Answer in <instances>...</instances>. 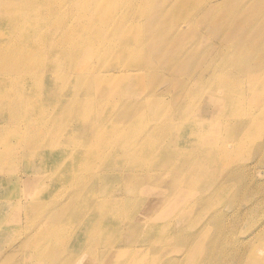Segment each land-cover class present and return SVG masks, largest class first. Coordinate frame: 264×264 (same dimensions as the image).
Segmentation results:
<instances>
[{"label": "bare ground", "instance_id": "obj_1", "mask_svg": "<svg viewBox=\"0 0 264 264\" xmlns=\"http://www.w3.org/2000/svg\"><path fill=\"white\" fill-rule=\"evenodd\" d=\"M251 6L263 11L249 12ZM169 11L180 27H171ZM201 30L212 39L197 50L186 37ZM222 53L223 65L230 55L233 69L218 78L221 68H211ZM99 60L103 67L96 70ZM73 80L95 90L65 97ZM188 86L195 87L185 99L190 112L196 110L191 102L209 92L220 103L207 127L192 118L179 123L184 107L182 116L170 114L178 107L168 101ZM229 129L231 141L225 140ZM219 132V143L201 141ZM235 137L247 145L264 142V0H0V226L10 232V221L29 225L24 232L16 226L17 239L0 249V264L7 257L14 264H87L90 252L101 253L91 264H225L226 254L212 262L203 252L213 240L211 220L220 214L203 206L211 196L188 194L174 203V195L202 184L215 154L226 157L225 166L242 160L233 153ZM185 161L197 163L180 177ZM231 166L211 198L229 195L224 182L246 175L241 163ZM7 201L12 205L1 213ZM131 210L140 211L135 226L127 224L135 218L128 217ZM249 217L245 228L229 229L226 245L236 254L246 251L245 240L264 235V225L252 231ZM163 226L174 234L161 236ZM141 232L151 245L136 249ZM172 241H179V253L166 245ZM132 242L136 248L124 259ZM244 264H264V236Z\"/></svg>", "mask_w": 264, "mask_h": 264}, {"label": "rangeland", "instance_id": "obj_2", "mask_svg": "<svg viewBox=\"0 0 264 264\" xmlns=\"http://www.w3.org/2000/svg\"><path fill=\"white\" fill-rule=\"evenodd\" d=\"M152 0H148V2L150 3ZM152 10H156L159 7L157 6V3H153L152 4ZM194 9L193 4L192 5H188L187 8L185 9V11L183 12V14L181 15V18L186 17L192 10ZM255 9H259L261 11H263L262 7H258V8H253V6L247 8V10H249V12H253ZM224 14H220L218 16V18H222L224 17ZM168 22L170 23L171 27L173 29L180 27L178 20L176 17H173L171 11L168 12ZM149 19V18H148ZM147 19V20H148ZM146 20V21H147ZM131 23V25H133V20L129 21ZM180 22V21H179ZM201 27L203 26V22L200 19L199 21ZM126 25V23H124ZM146 24V23H145ZM209 29L213 30L215 35L218 37L219 35H221V33L219 31H217L216 26L214 25H210L208 26ZM187 41L191 42L192 44L195 45V48L197 50L203 48L204 46H207L210 43V40L212 39V37L210 35H206L204 32L201 31H197L194 32L190 35H188V37H186ZM225 52L230 53V55L232 54L233 50L232 49H225ZM224 52V53H225ZM230 55L228 56V64L227 66L223 65V61H224V57H223V53L218 55L216 58V61L212 64V68H216V67H220L221 71L218 75V78L222 77L223 75H225L227 73V71L232 68L233 69V65L230 61ZM101 60V59H100ZM97 64L96 66V70H100L102 69L101 67H103V62L101 61ZM93 63L91 61H89V65ZM82 66L84 65L83 63H80ZM188 63H186L187 65ZM189 70V69H188ZM208 70L205 73V77L207 76V74H209ZM161 77V73L160 71L157 72V78ZM181 83L182 85L185 83H188V75H184L180 77ZM152 89L150 86L144 87V89ZM191 88L188 86L187 89H183L184 96H181L180 99H170L167 103V106H173L175 107V105L178 108H173L170 109L169 111L170 114H173L174 116H178V112H179V117L182 116V110L186 109V114L185 116H183L182 118H180L178 120L179 123H184V121H189L188 118H192L195 121L198 122H204L205 123V127H207L209 125V123H213L216 121L218 115H219V108H217V106H219L220 103H218V101H215L214 99H211L213 97H211V93H206L204 99L206 98V101L203 102V100L201 99L200 102L196 103V102H191L192 105L195 106V111L194 112H190L186 105L190 104L188 102L185 101V99L190 100L191 97H193V94L195 93V87L192 88V90H190ZM94 87H90V85H85L82 82H78L76 83L74 80L71 81V83L69 85H67V87L65 88L64 93H66V96H72V95H77L79 93H84L86 91H90L91 93L94 91ZM190 92V94L188 95V93ZM52 100H54L56 98V93L52 92ZM179 95V94H178ZM188 95V96H187ZM63 97V98H65ZM52 104V103H51ZM54 104V103H53ZM184 107V108H183ZM180 108H183L182 110H179ZM211 108V109H210ZM67 116V117H66ZM66 117V121L68 120L69 116L68 114H65ZM65 121V122H66ZM234 122V121H233ZM232 122V123H233ZM231 123V124H232ZM230 131L231 129H229L226 133L225 136V140L227 139V137L230 135ZM241 132H243V130H241ZM253 135V134H252ZM180 138L183 137V134L179 135ZM216 139V141H218V143L221 141L222 137L220 138V132L218 133L217 136L212 135L210 137V135L207 136H203L201 137V141L205 140L204 143H208L207 146H210L209 144L212 142H215L214 140ZM227 140L231 141V138L229 137ZM235 143V145L233 146V153H237L240 155H243V159L239 160L237 158L235 159H228L229 163L225 166L224 160L226 159V157H222V158H218L215 154L214 159H212V161L209 164V174L206 175L205 180L199 183H196L194 185H190L188 188L184 189V190H177L176 194L174 195V203H178L181 201H185L184 196L188 195V194H193V195H201V194H206L209 196H214L215 195V191L218 189L219 186H217L221 181L222 178H219V175L222 173H226L228 172L229 168L232 167V164H236V163H241L242 166H245L246 168L244 169V171H247L245 176H240V177H236L233 178L227 182H224V186L225 187V191L229 190V195H223L221 196L219 199L216 198H211L208 197L207 201L203 204V206L206 208V210L208 212L211 213H218L220 211V214L217 218L211 220V224H210V231L208 234L211 235L212 237V242L208 243L207 245V249L203 252L207 253V260H210L212 262H215L216 259L218 258L219 253L224 255L226 254V261L225 264H244L245 260L248 258V255L250 254L251 250L256 246V244H258L264 235H258L256 233V236L249 238L248 240H245L243 242V244L246 247V251H243V254H236L234 252L233 249L227 247V243L232 239V235H230L229 229H243L247 226V223L244 222L247 219V215L250 216L249 220H254L252 224V231L255 230L258 227H261V225H264V156H263V151L262 148L264 142H259V144L256 145H252L253 143L247 145L245 143H241L239 142L238 139H235L232 141ZM228 144V143H226ZM252 147H256L252 150ZM213 150H215L214 148H212ZM260 151H262L261 153H259ZM199 153H203L198 151L197 154ZM197 162H193L191 164H196ZM28 164V161L26 162V164H24V166H19L21 164L17 165V170L19 169H24L25 166ZM31 164V163H30ZM33 164V162H32ZM191 164L190 161H185L181 163L180 166V171L178 173V175L180 177H182L186 171H189L191 169ZM212 165V168H211ZM22 167V168H21ZM190 167V168H189ZM210 169L211 172L210 173ZM208 175L211 177L209 178ZM165 188L167 189L169 186V183L167 181L168 178H165ZM13 182V180H12ZM231 185V188H230ZM2 194L4 193V191H0ZM197 193V194H196ZM196 198H191V203L194 204L195 203ZM12 205L11 201H7V203L2 206V210L1 213L3 212L4 214H6L10 208V206ZM200 206H196V213L193 216L192 221H194V219H197L198 216L200 215ZM26 212L25 207L22 208V210L20 211L21 215H24V213ZM140 211L138 210H131L130 212L127 213L128 217H135V218H130L127 222L128 225L130 226H135L137 222H139L138 219V214ZM240 219L239 221L235 222V219ZM15 219V217L13 218V220ZM3 218L0 219V224L2 223ZM197 221V220H195ZM12 222L14 221H10L8 223V225L10 227H15L13 230L6 231L4 226H0V249L1 251H5L7 250V248H9L11 245L13 246L15 243V238L18 234V231L20 230V232H24L28 229L29 225L28 222L25 221L24 223L21 221V224H17L15 223L14 225L12 224ZM203 222V221H202ZM208 222V223H210ZM207 223V224H208ZM13 225V226H12ZM20 225L18 228L19 230L16 229V226ZM111 229L113 227H115V224L112 223L111 225ZM183 226H187V222L185 221ZM173 229V228H172ZM17 230V231H16ZM158 230H162L161 231V236H165L167 233L169 235H173L175 231L173 230H169L167 231L166 227L163 226V228H159ZM157 230V231H158ZM192 230V226H189V231ZM92 231V230H91ZM113 232H105L104 235L105 236H109V234H111ZM156 233V231L154 232ZM188 233V230H187ZM105 236L104 239L101 243V246L103 248H107V245L105 244ZM241 235L237 234L236 235V239H238ZM242 237V236H241ZM8 239V240H7ZM113 244L115 246L120 245V239H115V238H111L110 239ZM138 244H137V248L134 245V242H132L130 245L127 246L126 248V256L124 259H128L129 256L132 255L131 250L136 248L138 249L141 246H145V245H151V243H144V239H143V234L142 232L139 233L138 235ZM179 242V241H178ZM172 241V242H168L166 245L170 246V247H174L176 249L175 253H179L178 251L182 250V247L180 245V243ZM113 245V246H114ZM74 244H72L70 246V249H74ZM111 246V247H113ZM101 247V249H102ZM69 249V251L71 252V250ZM100 249V250H101ZM200 250L202 251V248H200ZM15 251L18 252V250L16 249ZM27 251H30V249H28ZM138 254H133V257H136ZM101 256V253H96V252H90L85 260H83L85 263L87 264H91L92 262H95L99 257ZM17 256H14L12 258H15ZM23 257V256H21ZM158 254H153V259L156 260L158 259ZM251 259V258H250ZM23 259L20 260L17 264H22ZM125 262L119 263V264H124ZM5 264H14V262H12L10 260L9 257L6 258V263Z\"/></svg>", "mask_w": 264, "mask_h": 264}]
</instances>
